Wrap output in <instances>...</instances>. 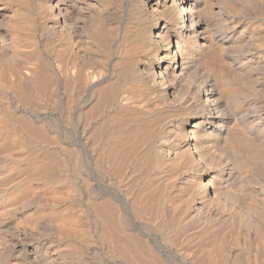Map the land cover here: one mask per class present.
<instances>
[{
  "label": "bare ground",
  "instance_id": "6f19581e",
  "mask_svg": "<svg viewBox=\"0 0 264 264\" xmlns=\"http://www.w3.org/2000/svg\"><path fill=\"white\" fill-rule=\"evenodd\" d=\"M56 99L71 145L92 147L90 203L125 263L173 255L142 226L124 228L151 229L140 217L150 211L215 234L234 264L264 260V0H0V151L20 126L39 135L34 105L56 110ZM10 153L0 155V264H74L59 240L74 229L59 214L65 192L39 197L56 211L47 221L31 218L35 199L10 204L23 186L5 187Z\"/></svg>",
  "mask_w": 264,
  "mask_h": 264
},
{
  "label": "rangeland",
  "instance_id": "374dc122",
  "mask_svg": "<svg viewBox=\"0 0 264 264\" xmlns=\"http://www.w3.org/2000/svg\"><path fill=\"white\" fill-rule=\"evenodd\" d=\"M56 100H55L56 105L54 104L55 106L54 105L52 106V107H55L56 110L51 109V106L49 107L48 104H45V105L43 104L44 107H42L43 106L42 103L37 102V104L34 105V106H37L39 104L41 105L39 107L41 109H39V108L33 109L36 113H38L37 114L38 116L37 115L36 116L39 117V119L36 116L32 115L29 123L30 124L32 123L34 125L36 123L37 126L42 125L41 127H39L40 129H37V131L39 130L38 132L42 136L40 134H39L40 136L38 134H36L37 132L35 133L36 137L33 133H31V135H30V134H28V133H30V131H27V127L25 128L23 126H20L21 129L19 128V131H20V134L18 135L19 137L17 136L16 138H14V141H16V143L18 142V144L25 146L26 149L22 151L20 148H18V149L15 148L14 146L17 147V145H16V143H12L13 140H8L6 142V144H8L10 142L9 143L10 145L8 144L9 146L7 145V147H9V149L12 150V152L9 151V149H7V148L5 149V147L3 149L1 148L0 155H3L2 157L7 156L8 154H6V153H10V152H11L10 154H12L14 156V158L12 160L7 159V160L3 161L4 163H6L7 161H8L7 162L8 164L10 163V165H8L6 163L5 164L6 167L4 166L9 171V174H7V178L4 182L5 187H13L14 185H16V182H17V184L20 182L23 183V186H21L17 189L15 188V189L11 190L12 194L9 196L8 201L12 205L13 204L18 205L22 202L33 201L35 199L33 203H36V204H34L37 207V208L35 207L36 213L34 212L35 216L33 214L31 216V218H33V220L38 221V222L39 221H45V220L47 221L49 218L52 217V214L55 213L56 211L52 210V212H51V210H48L46 208H42L41 205H39L40 204V202H39L40 198L39 197H41V196L43 197L44 195L49 194L50 192H51V194L52 193L58 194L59 191H61L59 193H62V194H64L63 192H65L64 195H66V200L62 202V206L59 209V214L64 216L67 224L69 223V227L72 226V227H74V229L72 228L73 231H70V234H67V235H70L69 237L67 235H64L61 239L59 238L62 246L65 247V248L62 247L64 254L69 256L70 259L72 260V263H74V264H123V263L127 264V263H125V260H123V258L120 255L116 254V251H114L115 249H113L111 247L110 237L106 236L105 232L101 231V227L99 226L100 223H99V218H98V212L95 210V207H93L94 205H91V203H90L91 202L90 198H94V196H93L94 189H97V187H98L95 181L99 180L98 179L99 176H98L97 172H94L92 161L90 160L91 159L90 154L92 151V147H89V149L88 148L83 149V148L71 145V142L68 138V135L66 134V130H63L64 128L66 129V126H65L66 125V119H65L66 115L63 114L65 111L64 107H66V106H64L63 102L60 101L59 99L57 100L58 102ZM8 102L9 101L6 102L4 100H1V106L6 104L4 106V107H6V109H8V110L10 109L11 112L16 113L14 110V102L13 101H10L9 103ZM28 108H29V106H28ZM59 111H60V115H59ZM11 124H10L11 125L10 127L13 128L14 125H13V123H11ZM14 124H16V123H14ZM26 132H28V133H26ZM29 135H30V137H29ZM41 137H43L44 139ZM25 140H27V141L25 142ZM25 143H27V144H25ZM6 144H5V146H6ZM12 147H14V148H12ZM13 149H17V150L13 151ZM45 150L47 152H49V150H50L51 153H53L52 155H53L55 161H49V159H47V158L45 160V157H46V156H44ZM30 151L32 153L33 152L35 153V151H36L37 156L34 154L33 156L29 157V154L31 153ZM1 152H3V153H1ZM54 153H56V154H54ZM88 153H89V155H88ZM54 155H56V156H54ZM18 156H19V159H17ZM41 156L42 157L44 156L43 160H42ZM59 162L62 164L60 165ZM46 163L48 164V166L46 165ZM20 165H21V167H20ZM10 166H11V168H10ZM126 171H127L126 169L123 170V174L126 173ZM67 174L69 175V177ZM123 174L121 171V176H123ZM151 174H152V176H151ZM30 176H33V178L31 180H28L27 182L26 181L23 182L24 179H26ZM55 176L56 177L60 176V181H59L57 187H55V185L49 187L48 185L45 184L46 180H48L50 178H51L50 180L53 181L55 179ZM84 176L86 179L84 178ZM148 176L150 178H153V173H150ZM46 177H47V179H45ZM87 177L89 179H91V181L89 180L90 181L89 184L90 183L93 184L92 188H90L88 186ZM81 178H82V180H81ZM42 181H44V182H42ZM160 189H162V188H160ZM135 190H137V188ZM162 190H160V191H162ZM24 192L26 194L28 193V196ZM59 195L60 194H58L57 196H59ZM98 197L100 198V196H98ZM38 208H40V209H38ZM150 212H148V213L145 212V214L143 212V213H141L140 217L143 218L145 221L148 218L150 219L149 221H151L150 222L151 227H152L151 229H149V230L146 229L144 227V225H142L143 223L141 221H139V223H137L135 225L136 227L134 225L128 223L127 225L125 224L126 226L124 225V228H126V229L130 230V232H133L136 234V232L138 231L137 225H139V227L142 226V227H140V229L142 228L144 231H147L150 234L153 233L152 236H155L156 238L158 237V239L160 241H162V243H164V246H166V248H168L173 253L172 256H170L168 254L164 255V258L162 260L164 261L165 264H172V263L173 264H183L184 263L183 257L187 253H194V254L196 253L195 255L198 258V262L196 264H201L202 261H204V263H205L206 260H207V262L205 264H212V260L214 258V255H215V258H214L215 262H213V263H215V264H231V262H233L232 259H230L229 257L226 256V254L224 253L225 251H223L224 249H222V247H224L223 241L221 242V240H220V242H221L220 243L221 245H220L218 242L219 240L217 238L215 239L213 237V236H215V234H213L211 232H207V233L203 234V237H202V234L197 233V230L200 227H198L199 225L196 223H194V224L188 223L187 221H183V223H182V221L180 219H177L178 217L177 218L176 217H174V218L169 217L168 218V216H163V219H162L161 218L162 214L160 215V213L158 214L155 211H150ZM146 216H148V217H146ZM150 216H151V218H150ZM152 216L154 217L153 223L151 220V219H153ZM175 218L177 219V222H176ZM81 221H82V223H81ZM173 222H176V223H173ZM157 225H160V226L158 227ZM75 227H77V229ZM152 229L154 231H152ZM102 230H103V228H102ZM74 231H76V232H74ZM71 232H72V234H74V236H71L72 235ZM195 233L198 234L199 237H195V236H197ZM80 234H82V235H80ZM53 239H55V241ZM104 239H106L108 242ZM213 240L217 241V243L215 241L213 242ZM57 241H58V238L57 239H56V237L51 238V242L53 245H56ZM87 241H89V242H87ZM150 242L153 243L152 240ZM105 243L110 246V249H108L109 246L107 247V245ZM108 243H110V244H108ZM68 244H70V246ZM215 246L218 247V248L216 247L217 250L214 248L217 252L215 251L213 254H210L211 258L208 257V256H210L209 252L212 253L213 247H215ZM219 246H221V247H219ZM206 247H209V248H206ZM156 248L157 247H154V249H156ZM200 248H201V250H200ZM203 248L207 252L202 253L204 251ZM210 248H211V250H210ZM198 250L201 253H199ZM78 252H80V253H78ZM222 252L225 254V256H224V254H222ZM248 257L249 256H245L240 264H243V262H244V264H252L255 262H256V264H264L263 258H260L261 256L249 257V258ZM208 260H210V261H208ZM229 260H231V261H229ZM251 260L254 262H252ZM259 260H262L261 261L262 263H260ZM220 261H221V263H220ZM138 263L139 262H137L135 264H138ZM140 264H142V262H140ZM143 264H146V263L143 261ZM233 264H234V262H233Z\"/></svg>",
  "mask_w": 264,
  "mask_h": 264
}]
</instances>
